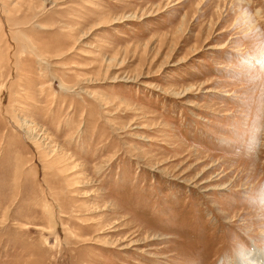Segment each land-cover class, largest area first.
<instances>
[{"label":"rangeland","instance_id":"1","mask_svg":"<svg viewBox=\"0 0 264 264\" xmlns=\"http://www.w3.org/2000/svg\"><path fill=\"white\" fill-rule=\"evenodd\" d=\"M256 253L264 0H0V264Z\"/></svg>","mask_w":264,"mask_h":264},{"label":"bare ground","instance_id":"2","mask_svg":"<svg viewBox=\"0 0 264 264\" xmlns=\"http://www.w3.org/2000/svg\"><path fill=\"white\" fill-rule=\"evenodd\" d=\"M258 255H259V254H257V253L254 254V259H255V257H256V258H261V259H262V260H261V263H264V258L261 257V256L258 257ZM258 261H260V259H259Z\"/></svg>","mask_w":264,"mask_h":264}]
</instances>
